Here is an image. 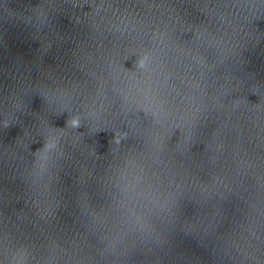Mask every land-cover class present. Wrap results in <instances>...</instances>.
Listing matches in <instances>:
<instances>
[{
  "label": "water",
  "instance_id": "95a60500",
  "mask_svg": "<svg viewBox=\"0 0 264 264\" xmlns=\"http://www.w3.org/2000/svg\"><path fill=\"white\" fill-rule=\"evenodd\" d=\"M17 1L137 264H264V0Z\"/></svg>",
  "mask_w": 264,
  "mask_h": 264
},
{
  "label": "clouds",
  "instance_id": "9594fccd",
  "mask_svg": "<svg viewBox=\"0 0 264 264\" xmlns=\"http://www.w3.org/2000/svg\"><path fill=\"white\" fill-rule=\"evenodd\" d=\"M76 123H78V122H76Z\"/></svg>",
  "mask_w": 264,
  "mask_h": 264
}]
</instances>
